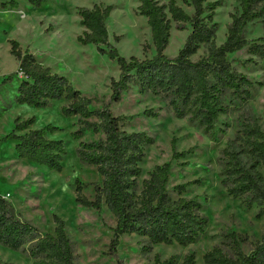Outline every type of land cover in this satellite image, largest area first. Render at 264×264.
<instances>
[{"label": "trees", "instance_id": "16d2710c", "mask_svg": "<svg viewBox=\"0 0 264 264\" xmlns=\"http://www.w3.org/2000/svg\"><path fill=\"white\" fill-rule=\"evenodd\" d=\"M28 1L40 7L45 0ZM178 1L192 7L193 13H188ZM221 4L222 0H169L167 3L140 0L139 12L147 17L156 50L152 57L143 59L126 58L111 43L107 19L113 5L79 7L84 31L78 41L96 45L100 52L116 60L120 69L119 78L111 79L109 100L98 107L96 97L84 95L68 77L53 72L29 50L23 51L17 40H10L11 54L19 61V68L5 77L2 84L21 75L15 102L44 108L53 100L63 99L62 112L78 117L77 129L72 132L80 140L78 157L81 162L96 167L102 184H94L95 197L89 199L82 192L85 185L77 179L75 200L95 209L105 203L114 215L116 225L109 245L113 255H117L120 237L124 234L144 237L149 243L145 245L148 249L153 244L187 246L207 230L209 217L201 201L196 196L183 195L197 181L176 185L173 190L179 195L173 197L167 186L169 162L156 165L140 181L145 147L153 143V137L145 131L125 130L121 124L124 117L115 115L111 106L120 102L123 93L134 86L140 94L159 97L176 117H186L217 141L220 115L250 99L255 88L254 81L234 67L229 55L247 48L250 54L264 58V35L251 41L246 37L250 22L264 20V0H240V9L232 15L227 37L218 45L214 15ZM173 22H190L192 29L178 54L170 57L165 49ZM202 44L207 46L206 54L193 59ZM144 114L159 115L152 109L145 110ZM35 120V117L17 118L13 131L0 142H12L22 160L61 172L66 142L48 136L59 129L53 124L31 128ZM88 132L101 133L103 137L83 140ZM172 146L174 159L183 158L191 151H177L174 139ZM219 164L220 183L226 193L240 199L247 209L256 207L257 218L264 217V130L255 118H246L234 138L228 140L220 152ZM53 221L57 224L54 231L43 234L16 209L10 198L0 193V245L25 253L32 264H78L76 244L66 232L65 220L53 214ZM245 240L236 231L225 233V246L218 244L207 251L203 255L204 264H264V238L255 242L249 252L242 248ZM155 264H177V259L171 256L162 260L156 255ZM180 264H198L194 252L187 253Z\"/></svg>", "mask_w": 264, "mask_h": 264}, {"label": "rangeland", "instance_id": "374dc122", "mask_svg": "<svg viewBox=\"0 0 264 264\" xmlns=\"http://www.w3.org/2000/svg\"><path fill=\"white\" fill-rule=\"evenodd\" d=\"M159 1L167 3L169 0ZM178 3L188 13H193L192 7L182 1ZM94 4L113 5L107 27L109 39L121 55L143 59L156 53L147 17L139 12L140 0H45L40 7L28 0H0V139L13 131L17 118L35 117L31 128L47 124L57 126L59 129L48 136L63 139L67 147L63 170L58 172L18 158L12 142H0V193L10 198L16 209L43 234L54 231L57 224L53 214L65 220L66 232L76 244L78 264H118V261L121 264H155L156 255L162 260L176 256L180 264L189 252H194L198 264H204L203 255L215 245H224V234L231 231L246 237L242 248L249 252L255 242L264 238V217L257 218L256 207L247 209L240 199L226 193L220 183L219 156L246 118H255L264 130V58L250 54L247 48L229 55L234 67L254 81L255 88L250 99L220 115L217 141L186 117H176L159 97L140 94L134 86L123 93L120 102L112 104L113 113L124 117L121 124L125 130L145 131L153 137V143L145 147L140 181L147 178L156 165L169 162L167 186L172 196L179 195L173 190L176 185L197 181L190 184L183 195L196 196L209 217L205 234L193 244H153L145 249L149 243L144 237L124 234L120 237L117 255L109 250L116 221L106 204L95 209L75 200L77 179L85 185L82 192L89 199L95 197L94 184H102L96 167L81 162L78 157L80 140L72 135L77 129L78 117L62 112L63 99L53 100L44 108L17 104L15 96L21 75L2 84L5 77L19 68V61L11 54L10 40L15 39L23 51L29 50L53 72L68 77L84 95L96 97L95 106L108 101L111 79L120 75L119 65L96 45H83L78 41L84 31L78 8H91ZM239 9L240 0H222L216 8V44L225 41L232 15ZM191 29L190 22H173L165 54L175 57ZM263 35L264 20H254L247 25L249 41ZM206 52L207 46L202 44L193 59ZM147 109L159 115H145ZM100 137L103 134L88 132L83 140ZM173 139L177 151H191L183 158L174 159ZM9 263L32 264V259L0 245V264Z\"/></svg>", "mask_w": 264, "mask_h": 264}, {"label": "crops", "instance_id": "0c3cea01", "mask_svg": "<svg viewBox=\"0 0 264 264\" xmlns=\"http://www.w3.org/2000/svg\"><path fill=\"white\" fill-rule=\"evenodd\" d=\"M4 195V194H3Z\"/></svg>", "mask_w": 264, "mask_h": 264}]
</instances>
